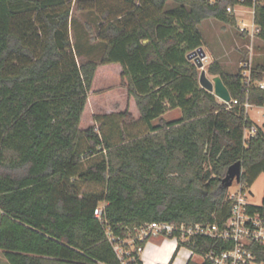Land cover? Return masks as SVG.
<instances>
[{"label": "trees", "instance_id": "1", "mask_svg": "<svg viewBox=\"0 0 264 264\" xmlns=\"http://www.w3.org/2000/svg\"><path fill=\"white\" fill-rule=\"evenodd\" d=\"M70 1L0 0V250L9 264H121L111 236L131 238L152 221L223 222L229 166L241 161L239 183L249 189L264 172V126L244 142L255 122L242 105V66L209 65L239 100L229 107L201 86L188 58L204 45L205 19L235 24L231 6L254 0H121L122 9L103 11L100 61L83 63ZM254 23L264 41V0L255 2ZM109 63L121 64L146 135L114 143L99 124L81 128L95 73ZM253 78L264 79L263 64ZM248 99L264 105V89L252 86ZM177 108L182 115L164 121ZM88 159L98 160L83 168ZM81 182H104L105 190L82 193ZM211 243L198 237L191 246L204 253ZM128 264H143L136 250Z\"/></svg>", "mask_w": 264, "mask_h": 264}, {"label": "rangeland", "instance_id": "2", "mask_svg": "<svg viewBox=\"0 0 264 264\" xmlns=\"http://www.w3.org/2000/svg\"><path fill=\"white\" fill-rule=\"evenodd\" d=\"M215 1V0H212ZM71 16L69 19L70 36L80 63L95 60L100 61L106 44L97 38L99 27L104 23L103 11L113 8L118 11L124 7L121 0H71ZM171 2L169 7L175 5ZM231 14L236 18V23L223 22L214 17L207 18L200 26L204 38L203 48L207 53L204 59V69L210 79L214 74L209 72V65L218 61L227 72L240 70L245 60H250L253 67L264 65V41L259 39L254 29L253 11L251 7L231 6ZM242 26L247 28L242 30ZM253 32V34H252ZM199 68V76L201 74ZM123 68L119 63L100 65L95 73L92 86L89 90V99L82 116L81 128L101 125L100 134L107 135L111 141H130L136 136L149 133L148 127L141 119V113L136 99L128 92V79L123 75ZM218 100H221L218 97ZM131 114L132 118L123 117L122 114ZM264 107H252L249 115L259 126H264ZM182 111L177 108L163 116L164 121L179 118ZM156 119L154 123H159ZM88 145L83 140L81 146ZM98 159H100L98 157ZM88 159L83 163V168L88 167L93 161ZM230 191L238 189V183L230 186ZM105 183L81 182V192H103ZM249 201L253 204L262 202L264 193V175L260 174L251 185ZM202 263V258H195ZM0 264H9L0 250Z\"/></svg>", "mask_w": 264, "mask_h": 264}, {"label": "built area", "instance_id": "3", "mask_svg": "<svg viewBox=\"0 0 264 264\" xmlns=\"http://www.w3.org/2000/svg\"><path fill=\"white\" fill-rule=\"evenodd\" d=\"M254 6L253 11L254 20ZM247 28L242 26V30ZM256 25L254 23V29ZM253 34V32H252ZM242 75L244 78V91L246 100L242 103L247 116L252 107H264L249 101L248 97L252 86L264 89V79L254 80L253 65L250 60H245L242 64ZM225 102V101H224ZM229 107L238 104V99H231ZM264 117V113H263ZM258 132L256 123L246 126L244 129V142L248 145L251 137ZM230 188V187H229ZM228 197L231 200V209L227 218L223 222H168L152 221L136 229L135 236L126 239H115L110 237L114 248L121 260V264H128L129 257L133 250L141 255L149 239L153 237H163L172 239L176 244V253H185L187 260H194L196 257L202 258L203 262L209 261L211 264H264V196L262 202L253 204L249 201V188H244L238 182V189L230 191ZM104 203L95 209V215L101 218ZM202 237L212 241L211 247L204 253L197 252L192 246L196 238ZM141 242H146L142 245Z\"/></svg>", "mask_w": 264, "mask_h": 264}, {"label": "water", "instance_id": "4", "mask_svg": "<svg viewBox=\"0 0 264 264\" xmlns=\"http://www.w3.org/2000/svg\"><path fill=\"white\" fill-rule=\"evenodd\" d=\"M207 57V53L203 46L192 51L188 54V58L193 60L195 64L201 68V74L199 77V82L201 86L211 92H213L217 97L225 102H230L232 99L231 93L224 83L220 75H215L213 79H210L207 75V71L204 69V59ZM242 173V163L237 161L229 166L227 174L223 179L225 186L229 188L233 183H238L241 178Z\"/></svg>", "mask_w": 264, "mask_h": 264}, {"label": "crops", "instance_id": "5", "mask_svg": "<svg viewBox=\"0 0 264 264\" xmlns=\"http://www.w3.org/2000/svg\"><path fill=\"white\" fill-rule=\"evenodd\" d=\"M262 174L264 175V172ZM251 192L254 194L253 191ZM173 256L174 261L172 264H187L188 262L184 252L182 254L176 253L175 242L172 239H165L163 237H153L149 239L141 253L143 264H168Z\"/></svg>", "mask_w": 264, "mask_h": 264}]
</instances>
